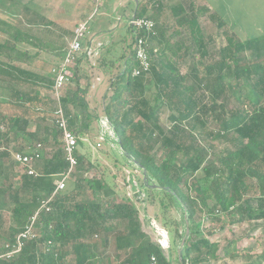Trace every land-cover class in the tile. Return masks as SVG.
Segmentation results:
<instances>
[{"label": "trees", "instance_id": "obj_1", "mask_svg": "<svg viewBox=\"0 0 264 264\" xmlns=\"http://www.w3.org/2000/svg\"><path fill=\"white\" fill-rule=\"evenodd\" d=\"M165 2L140 1L133 16L156 24L157 35L147 39L152 57L148 73L133 75L139 62L132 26L131 40L123 36L98 58L96 67L109 85L104 114L123 157L143 176L147 201L159 203L164 226L179 241L178 262L239 259L243 255L235 240L226 242L220 258V244L210 237L225 227L224 215L239 225L264 220V35L241 40L234 33L216 48L200 18L211 13L208 17L221 28L226 23L218 13L194 0L172 6ZM22 10L30 26L50 25L45 16L31 11V3ZM165 10L170 17L162 20ZM9 28L1 23L7 39L0 40V90L6 95L0 99V148L29 153L40 146L41 158L34 167L37 176H31L15 172L7 151L0 155V245L14 241L69 169L63 131L56 123L58 108L79 145L99 119L87 101L93 74L82 59L72 67L73 77L59 103L38 88L53 90L68 45L51 53L61 61L50 64L33 31ZM166 108L171 126L164 129L160 121ZM77 158L72 187L39 215L40 237L1 264H91L96 258L102 264H152V258L156 264H171L143 231L136 203L116 196L106 177L92 176L91 171H101L100 164L81 154L79 146ZM171 208L182 211V221H169ZM207 222L218 227L205 230ZM263 263L264 253L253 264Z\"/></svg>", "mask_w": 264, "mask_h": 264}, {"label": "rangeland", "instance_id": "obj_2", "mask_svg": "<svg viewBox=\"0 0 264 264\" xmlns=\"http://www.w3.org/2000/svg\"><path fill=\"white\" fill-rule=\"evenodd\" d=\"M32 1L0 0V26L4 22L12 27L9 28L11 31L16 29L26 32V29L33 31L31 34L36 38L38 48H40L44 59L50 64H57L61 61L60 58L53 59L51 53L53 51L59 52L67 47L72 37L66 32L73 33L81 22L88 21L89 23V33L83 42L84 47L80 58L93 74V84L87 101L92 114L98 115L99 119L95 122L97 123V129L94 124L91 135L89 138H85L90 140L92 146L87 142L83 143V145H79V151L81 154H89L93 162L100 164L101 171H91L92 176L97 178L106 177L108 186L112 191L116 192V196L128 198L129 192L132 194L136 192L135 189L130 191L129 177H136L139 184L142 185L143 176L136 167L123 157V152L115 143L117 136L114 131V140L100 143L101 146L97 147L100 142L98 140V124L101 118L106 117L103 103L109 85L107 79L98 71L96 63L100 55L106 51L112 42L119 41L125 35H128V39L131 40L132 35L128 32L129 26H131V19L134 16L138 2L145 0H81V2L78 1L75 4L72 3L73 0H36L34 4L31 3ZM179 1L166 0L165 3L172 6ZM194 1L197 6L208 8L212 12L218 13L220 18L226 23L223 27H218V22H212L211 18L208 17L211 13L200 18L206 34L214 37L216 48L225 44L227 35L234 33L241 40L253 39L264 35V0ZM29 3H31L32 12H38L47 18L50 22L49 26L32 27L26 22V18L22 16L23 10L18 5ZM82 13L84 15L81 16ZM152 13L153 10H150L148 16ZM166 17H170V13L167 10H165L162 20ZM5 39H7V35L0 31V40ZM38 40L42 41V43L38 42ZM212 65V62L209 63V66ZM44 88H38V92L56 99L53 90L46 89L47 87ZM4 93L5 91L0 90V99L6 97ZM170 115L171 112L167 108L161 113L160 124L162 128L167 129L171 126ZM37 166L38 162L34 167ZM21 170L18 166L15 167V172L17 171L18 174L22 172ZM202 174L203 172L199 173V175ZM67 187L68 189L72 187L71 180L67 183ZM98 198L100 199V197ZM135 203L140 210L143 231L151 237L154 244L159 245V237H157V233L152 226V220H156L159 226L168 231L162 221L165 216L163 210H161L158 202L155 205H151L149 201L146 203L135 201ZM3 214L7 220L9 216L7 211L3 212ZM237 216L240 215L238 214ZM166 217L169 221H182L183 213L178 208H171L167 212ZM223 220L225 227L210 237L212 241L220 244L219 257L223 258V247L226 242L234 240L237 242V249L243 257L233 260L220 259L214 264H253L264 253V220L248 221L241 225L233 224L226 215L223 216ZM212 226L218 227V225H211L209 222L205 223L204 227L205 230H210ZM169 236L171 248L168 251L163 250V252L166 257H170L171 264H180L177 260V245H179V241L174 240L172 235ZM67 261L74 263L70 257ZM113 262L116 263V259ZM102 263L101 258H96L91 262V264Z\"/></svg>", "mask_w": 264, "mask_h": 264}, {"label": "built area", "instance_id": "obj_3", "mask_svg": "<svg viewBox=\"0 0 264 264\" xmlns=\"http://www.w3.org/2000/svg\"><path fill=\"white\" fill-rule=\"evenodd\" d=\"M135 35V58L139 62V67L135 69L133 75L138 76L142 73H148L151 70L152 57L148 48V38L155 37L156 33V24L154 21L147 17L136 18L133 17L130 22ZM89 33V23L88 21L81 22L78 24L77 28L73 32V38L69 41L67 47V53L63 62L59 65V68L56 69V79L53 86V91L56 95V99L59 103L64 96L65 90L67 88L69 80L73 77L72 67L76 65L77 59L80 58V54L83 50V42L86 39L87 34ZM142 33H146L144 37ZM92 53V52H90ZM57 125L63 131V149L66 155V160L69 164V169L65 175L62 176L60 180L55 183V190L52 196L39 207L33 217L30 218L26 227L16 236L12 243H3L0 245V264L2 261L10 260L20 254L25 247L26 243L31 240H35L40 237V230L37 228L38 218L41 212L51 210L50 204L56 198V196L66 190L67 183L70 181L78 165V146L79 138L76 137L69 129L68 122L65 118L63 109L61 106L58 108L57 112ZM113 127L108 117L101 118L98 124V140L100 141L97 147L101 146L100 143L114 140ZM115 132V131H114ZM116 134V133H115ZM117 136V135H116ZM83 142L90 143L89 139H83ZM116 145L118 143V137L115 141ZM40 146L38 150L33 152L25 153L15 148L11 147L8 149L0 148V155L3 152H8L10 155L11 161L21 168L23 173L28 175L37 176V172L34 168V165L40 160ZM131 186L130 191L134 189L136 192L134 194L128 193V198L134 202H147L146 191L142 188V185L139 184L136 177H129L128 181ZM133 188V189H132ZM152 226L159 237V247L168 251L171 248L169 232L158 225L156 220H152ZM152 264H156V259L152 258Z\"/></svg>", "mask_w": 264, "mask_h": 264}, {"label": "crops", "instance_id": "obj_4", "mask_svg": "<svg viewBox=\"0 0 264 264\" xmlns=\"http://www.w3.org/2000/svg\"><path fill=\"white\" fill-rule=\"evenodd\" d=\"M35 1H36V0H33L31 3L34 4ZM78 1L81 2V0H73L72 3L75 4V3H77ZM85 1H86V0H85ZM84 3H85V2H84ZM25 5H26V4H25ZM18 6H20L21 8H23L24 4H20V5H18ZM37 13H38V12H37ZM79 13H80V12H79ZM82 15H84V13H82L81 16H82ZM95 128L97 129V123H95Z\"/></svg>", "mask_w": 264, "mask_h": 264}]
</instances>
